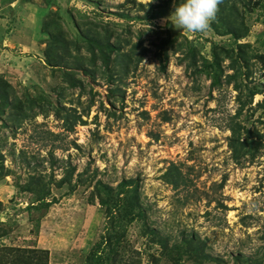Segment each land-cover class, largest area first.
<instances>
[{
    "label": "rangeland",
    "instance_id": "374dc122",
    "mask_svg": "<svg viewBox=\"0 0 264 264\" xmlns=\"http://www.w3.org/2000/svg\"><path fill=\"white\" fill-rule=\"evenodd\" d=\"M261 2L238 3L243 42L263 54L246 78L215 18L203 33L170 23L179 0H0V85L36 102L0 118V260L99 264V251L102 264H264ZM55 37L68 46L57 68L46 53ZM105 43L117 48L111 62ZM67 111L82 115L72 130ZM234 126L249 140L238 159Z\"/></svg>",
    "mask_w": 264,
    "mask_h": 264
},
{
    "label": "trees",
    "instance_id": "16d2710c",
    "mask_svg": "<svg viewBox=\"0 0 264 264\" xmlns=\"http://www.w3.org/2000/svg\"><path fill=\"white\" fill-rule=\"evenodd\" d=\"M180 2V0H179ZM245 3L247 6H251L253 5H259L261 2V0H221L220 4L218 5V12L216 14L215 19L212 22V27L214 28V30L216 31V33H218V35L221 36H225V35H230L233 38V43H232V47L229 49H225V48H219L217 47V49L219 48L220 50L225 49V55L230 58L232 60L231 66L232 67H237V70L239 71L240 76H246V78H250L253 75V71L250 70L252 64H253V59L255 58H260L263 56V54H260L256 51L253 50V46L250 43H246L243 42V40L245 38H247L250 34V28L249 26L246 24L245 21V17L243 15V13L240 11V7L238 5V3ZM172 45V43L170 42V40L165 41L164 44H162V48L160 50L159 55L163 56H167V50L166 47L167 45ZM169 45V46H170ZM99 47V46H98ZM59 50H64L66 52V50H68V46L66 45V42L64 41L63 38H59V37H55L52 38V40H50V42L48 43V50L46 51L47 53V57L49 59L48 61V65L53 66V68H57L58 65H55L53 62H55V59L57 58V56L59 55V53L54 54V52H58ZM99 49H101L102 51V55L103 57L106 59L105 62H111L112 60V56L107 54V50L110 51V53H114L117 51L116 47H113L111 44H104V46L100 45ZM216 49V50H217ZM64 52V53H65ZM93 54H96V50H92ZM215 56V60L213 62V64L209 63L207 64L208 67H216V65L219 63L220 61V55H218V52H215L214 54ZM61 57V62L59 61L58 63H62L65 59V57L63 58V56ZM226 57V58H227ZM118 58L120 59V55L118 56ZM263 58V57H262ZM56 63V62H55ZM198 62L195 61L194 62V66H197ZM128 64L125 61L121 62V66L122 67H126ZM244 69L246 70V73H244ZM73 74L66 72L65 73V79H69L70 78V82H71V86L72 87H77L80 85L79 82H77L73 77ZM72 77V78H71ZM234 78V75L229 77V82L232 81V79ZM246 86L248 87V83H245ZM238 89L243 88V84H238L237 85ZM12 93H13V88L10 84L5 83V85H0V99L2 100L1 104H0V118H4L5 114L9 112V108L12 109L11 114L7 117L9 119L11 118H16V119H20V117H24L26 116V114H28L26 111L30 110L32 111L34 109V104L36 102L30 101L28 105H25V102H20L19 100H14L12 101ZM256 93H251V96H254ZM248 102H246L247 104ZM26 106V107H25ZM261 108H264V103L260 104ZM59 109V114L61 116V112L62 109ZM69 113V114H68ZM8 119V120H9ZM7 120V119H6ZM7 120V121H8ZM82 120V115H78L77 112L76 113H70L69 111H67V115L64 116V121L67 124L68 128L70 130L74 129L75 125ZM18 121V120H16ZM6 125V121L4 120V124ZM231 130L233 131V136L231 139V143L230 145L232 146L233 150H234V154L236 155V159L240 158L239 156L240 154V149L244 150L246 149V146L249 144V140H245L242 141V134H241V128H236L235 126L231 128ZM260 145L256 148V150L258 151L260 148ZM73 175L71 174L70 176H67L65 179L66 181H71V177ZM174 180H172V183H174L175 185H179V180L178 178H173ZM34 180H37L38 182L41 181V179H36L34 178ZM33 191H35L33 189ZM123 193H121L122 195ZM46 195V194H45ZM40 203L35 207L40 208L44 205L47 204V199L46 197H41L39 198ZM138 203V202H137ZM32 207V206H29ZM113 214V212H112ZM186 244L188 245L187 249L190 250V252H194L197 254V251L202 250L203 245L202 243L198 242L195 238H192L190 240H187ZM19 249H23V248H19ZM10 251L15 250L14 248H8L7 249V254H11ZM17 250V249H16ZM187 250V252H188ZM24 252H27V248L23 249ZM42 252L39 253H44L45 250H39ZM95 257L98 259L97 262L99 264H102V259H103V255L100 254V252H96ZM42 257V256H41ZM40 257V259H41ZM238 259H241L240 257ZM5 258L3 260H0V264H5ZM11 261V260H10ZM41 260H39L40 262ZM38 262V263H39ZM10 263V262H7Z\"/></svg>",
    "mask_w": 264,
    "mask_h": 264
},
{
    "label": "clouds",
    "instance_id": "9594fccd",
    "mask_svg": "<svg viewBox=\"0 0 264 264\" xmlns=\"http://www.w3.org/2000/svg\"><path fill=\"white\" fill-rule=\"evenodd\" d=\"M221 0H180L169 17L177 29L203 33L215 18Z\"/></svg>",
    "mask_w": 264,
    "mask_h": 264
}]
</instances>
